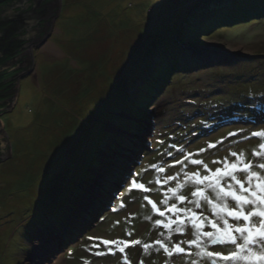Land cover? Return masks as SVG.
Masks as SVG:
<instances>
[{"label":"rangeland","instance_id":"1","mask_svg":"<svg viewBox=\"0 0 264 264\" xmlns=\"http://www.w3.org/2000/svg\"><path fill=\"white\" fill-rule=\"evenodd\" d=\"M46 44L58 54L43 55ZM46 44L0 119V264H245L198 255L187 219L180 233L163 224L177 219L172 204L215 220L188 202L187 175L206 174L190 160L214 171L233 152L264 159L251 155L264 143L252 136L264 131V0H61ZM177 184L183 203L167 192Z\"/></svg>","mask_w":264,"mask_h":264},{"label":"snow or ice","instance_id":"2","mask_svg":"<svg viewBox=\"0 0 264 264\" xmlns=\"http://www.w3.org/2000/svg\"><path fill=\"white\" fill-rule=\"evenodd\" d=\"M252 136L264 140V131L253 132ZM209 147H214V145H209ZM230 155L234 157L231 161L228 159L213 161V163L222 165V167H217L214 171L204 165L201 160H190L193 165L203 166L206 174L201 175L199 172H195L187 175V180H190L194 185V190L191 192V197L194 199L188 202L194 204L196 209H200L202 203L206 204L209 206L211 215L215 220L207 216H201L192 209H178L176 204H172L166 208V211L176 213L177 219L168 220L167 223L163 224V227L167 229L176 224V231L180 233L181 225L184 223V219H187L195 230L193 232L195 239L188 243L189 246L196 245L200 247L198 255L206 254L209 257L215 255L219 256L221 260L244 261L245 264H264V159L253 163L247 159L244 152H233ZM251 155L258 158L264 157V143H260L258 150L252 151ZM160 171H163V169H160ZM237 173H242L243 178H240ZM169 179H173V177H169ZM159 183L157 181V184ZM133 187L144 189L145 186L133 182ZM181 187L180 184H177L175 188H168L167 192L172 193L178 202L183 203L186 197L179 194ZM167 198L168 195L165 193V200L161 201V203L166 204ZM145 199L151 205L154 213H158L161 217L165 215V212L160 211L156 203L148 197H145ZM229 201L232 202V206L229 205ZM180 212L185 214L184 218L179 216ZM228 218L236 221L237 224L229 223ZM253 218H258V222H253ZM216 221H221L223 227ZM239 221L244 222L242 226L238 223ZM156 224L159 226L160 221L157 220ZM206 225L212 231H202ZM235 234H238V236ZM202 238H207V242L212 245H233L235 251L227 256L220 253H204L203 247H201ZM89 239L99 238L89 237ZM101 243L105 246L109 244L128 246L122 240H101ZM132 243L140 244L141 242L136 240L132 241ZM157 243L160 244L161 248H164L166 253L172 254L159 240ZM143 247L147 250L150 246L144 244ZM253 247L259 248V251H253ZM120 251L123 252L124 248L121 247ZM174 251L181 253L184 249L177 245L174 246ZM96 254L100 255L101 253ZM213 264H216L215 260Z\"/></svg>","mask_w":264,"mask_h":264},{"label":"flooded vegetation","instance_id":"3","mask_svg":"<svg viewBox=\"0 0 264 264\" xmlns=\"http://www.w3.org/2000/svg\"><path fill=\"white\" fill-rule=\"evenodd\" d=\"M34 2V0L27 1L23 5V8H25V10L20 11L19 9H13L11 11L13 13H18L20 11L21 15L27 14L31 11V4L33 5ZM17 3L18 2L16 0H9L4 4H0V28H3L4 19L8 16L10 8L14 7ZM58 5L59 7L61 6L59 0H47L45 4L41 5V8L36 11V13L40 14V19H42L38 24L39 27L37 29L32 27L30 29L32 30V32H38L40 34V37L39 35L34 36L29 42L25 44L20 43L21 45L19 46L18 51L7 58L6 62L11 60H13L14 62H11L8 70L4 72V75L1 74L0 77V82L3 80L6 81L4 85L0 86V91L4 93L0 96V119L2 116H5L9 113V107L13 104L14 98L17 95L16 89L18 84L20 83V78L31 76L33 67H35L34 51L37 49L41 50L47 43V40L50 38L57 19L56 12L58 10ZM32 14L34 13L32 12ZM48 18V21H44V19ZM25 34L26 32H21L20 36H23ZM28 43L29 45L25 46ZM12 90L14 92L13 94L11 93ZM0 154H2V150H0Z\"/></svg>","mask_w":264,"mask_h":264},{"label":"water","instance_id":"4","mask_svg":"<svg viewBox=\"0 0 264 264\" xmlns=\"http://www.w3.org/2000/svg\"><path fill=\"white\" fill-rule=\"evenodd\" d=\"M9 0H0V4H4ZM18 3L14 7L10 8L8 16L4 19L3 28H0V77L1 74L4 75V72L8 70L11 61L6 62L7 58L12 54L18 51L19 46L22 43H27L34 36L40 37L38 32H32L30 30L32 27L37 29L39 27V22L41 18L40 14L36 13L41 8V5L45 4L47 0H34V4L31 8V11L27 14H20V11L25 10L23 5L29 0H16ZM60 1V0H59ZM59 6V5H58ZM19 9L18 13H13L11 10ZM55 11V10H54ZM53 11V12H54ZM32 12L34 14H32ZM57 13V12H56ZM55 13V14H56ZM50 18V17H49ZM44 19V21H48ZM21 32H26L25 35L20 36ZM19 36V37H16ZM36 42V41H35ZM21 43V44H20ZM31 44V43H30ZM29 45L26 44L25 46ZM14 62V61H13ZM12 108V105L9 107V110ZM1 125V124H0ZM0 146L2 154H0V162L10 157L9 145L6 137L3 134L2 128H0ZM212 245V244H211ZM220 245V244H217ZM212 245V246H217Z\"/></svg>","mask_w":264,"mask_h":264},{"label":"bare ground","instance_id":"5","mask_svg":"<svg viewBox=\"0 0 264 264\" xmlns=\"http://www.w3.org/2000/svg\"><path fill=\"white\" fill-rule=\"evenodd\" d=\"M60 2V4H61V1H59ZM61 7V6H60ZM59 6H58V10H57V19H56V21L57 20H59V18H60V16H61V8H60ZM93 23V22H92ZM92 23H90V25H89V27L87 28V27H85L84 29H89L90 28V26H91V24ZM80 32L81 30L80 29H73V31L70 33V35L71 36H73V35H75V37H77V35H78V33L77 32ZM86 32V31H85ZM84 32V33H85ZM86 34V33H85ZM84 34V35H85ZM43 50H44V55L45 54H50V55H57L58 54V52L52 47V45L50 46L49 44H46V46H44V48H43ZM46 56V55H45ZM17 88H18V86H17ZM16 91H17V89H16ZM16 94H17V92H16ZM11 110V109H10ZM0 124L2 125V123H1V121H0ZM2 127V126H1ZM61 147H62V145H61ZM68 152L69 151H66L65 153H67L68 154ZM6 160H8V158L7 159H5L4 161H6ZM4 161H1L0 163H2V162H4ZM39 247H36L35 248V254L34 255H32V257H37V256H39V254L41 253V252H45V248H39ZM45 257V256H44ZM44 259H48L47 257H45Z\"/></svg>","mask_w":264,"mask_h":264},{"label":"trees","instance_id":"6","mask_svg":"<svg viewBox=\"0 0 264 264\" xmlns=\"http://www.w3.org/2000/svg\"><path fill=\"white\" fill-rule=\"evenodd\" d=\"M242 16V15H241ZM241 16H239L238 18H235L236 20H245V17H243L242 16V18H241ZM222 23H225V24H231V18H228V19H223V21H222ZM166 81V80H165ZM6 83V81H1L0 82V86H2V85H4ZM157 89L158 90H155V93H154V95L156 94V93H158L161 89H162V85H160V86H157ZM11 93L13 94L14 92H13V90L11 91ZM2 94H4L2 91H0V96L2 95ZM153 95V96H154ZM152 96V95H151ZM152 96V97H153ZM0 128H1V125H0Z\"/></svg>","mask_w":264,"mask_h":264}]
</instances>
